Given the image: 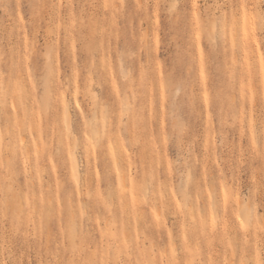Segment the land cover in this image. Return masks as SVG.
<instances>
[{
  "label": "rangeland",
  "instance_id": "rangeland-1",
  "mask_svg": "<svg viewBox=\"0 0 264 264\" xmlns=\"http://www.w3.org/2000/svg\"><path fill=\"white\" fill-rule=\"evenodd\" d=\"M262 12L0 0V264H264Z\"/></svg>",
  "mask_w": 264,
  "mask_h": 264
},
{
  "label": "snow or ice",
  "instance_id": "snow-or-ice-1",
  "mask_svg": "<svg viewBox=\"0 0 264 264\" xmlns=\"http://www.w3.org/2000/svg\"><path fill=\"white\" fill-rule=\"evenodd\" d=\"M195 7H197V5L195 3H193V8H195ZM238 7L245 8L246 5L241 4ZM246 18H247V16H246V13H245V19ZM195 19H196L197 22H199V17H196ZM258 27H259L260 32L262 34H264V12H262L261 15H260ZM253 31H255V27H254ZM245 35H247V33H245ZM196 39H199V35H196ZM127 78H128L127 75H125L124 79H127ZM69 87H71V78L69 80ZM71 104H74L75 107H77V108L79 107V103L78 102H74L71 99V94H70L69 95V99L65 102V105H64V107H65V116H66V127L69 126V124L71 123V122H69L67 120V112H68V109H69V105H71ZM121 115H123L122 112H121ZM84 123L87 124L88 121H85ZM262 139H264V132H262ZM259 191H260V195L262 197L261 198V202H260V207H261L262 213H264V176L261 177V184L259 186ZM248 198L251 199V192H250ZM133 199H135V198L133 197ZM226 201H227V194H225V202ZM177 203H179V201H177ZM241 223H243V221H241Z\"/></svg>",
  "mask_w": 264,
  "mask_h": 264
},
{
  "label": "bare ground",
  "instance_id": "bare-ground-1",
  "mask_svg": "<svg viewBox=\"0 0 264 264\" xmlns=\"http://www.w3.org/2000/svg\"><path fill=\"white\" fill-rule=\"evenodd\" d=\"M248 2H249V4H251L252 6H254V7H256L258 4H259V0H247ZM94 8V7H93ZM92 10V9H91ZM91 13H92V11H91ZM95 13V12H94ZM96 16V15H95ZM96 19V18H95ZM249 25L248 26H246L245 25V23L244 24H242L241 26H242V31L244 32V33H247V34H251V33H253L254 31H253V29H254V27H256L255 25V23L254 22H249L248 23ZM92 36V35H91ZM92 39V38H91ZM92 41L94 42V40L92 39ZM252 56H254V52H253V54H252ZM76 169H77V175H78V177H80V174H81V169L79 168V166H78V163L76 162ZM251 218V213H250V210L249 209H246V220H249Z\"/></svg>",
  "mask_w": 264,
  "mask_h": 264
}]
</instances>
